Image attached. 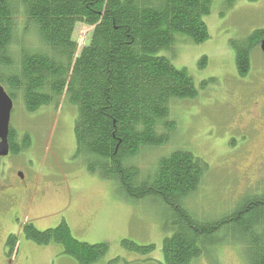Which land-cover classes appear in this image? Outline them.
<instances>
[{
  "label": "trees",
  "instance_id": "16d2710c",
  "mask_svg": "<svg viewBox=\"0 0 264 264\" xmlns=\"http://www.w3.org/2000/svg\"><path fill=\"white\" fill-rule=\"evenodd\" d=\"M214 1L0 0V83L9 87L14 102L22 99L28 113L52 103L59 106L63 97L76 107L77 155L85 158L87 169L112 181L128 199L149 198L167 209L174 233L164 241L166 264H192L224 229L246 240L251 264H264V192L246 197L216 220L200 221L185 203L208 170L204 160L179 148L157 160L147 173L133 161L145 151L170 144L178 126L172 104L198 96L192 77L160 52L176 46V35L195 44L207 41L204 18ZM78 26L91 28L81 49L75 38ZM31 35L38 38L36 43ZM263 39L264 30H256L233 43L240 77L249 74L252 50H261ZM258 108L259 127L264 125V102ZM242 135L249 139V132ZM14 137L20 138V147ZM31 141L11 129L13 152L26 151ZM20 231L40 245H63L64 254L77 264H95L109 250L106 243L75 239L65 220L43 231L28 220ZM6 244L11 257L19 237L10 234ZM122 244L143 255L155 249L130 240Z\"/></svg>",
  "mask_w": 264,
  "mask_h": 264
},
{
  "label": "rangeland",
  "instance_id": "374dc122",
  "mask_svg": "<svg viewBox=\"0 0 264 264\" xmlns=\"http://www.w3.org/2000/svg\"><path fill=\"white\" fill-rule=\"evenodd\" d=\"M204 20L210 33L207 41L195 44L176 35L180 38L176 46L160 52L192 77L198 96L172 104L178 126L170 144L145 151L133 161L147 173L157 160L179 148L204 160L208 170L185 204L198 220L213 221L233 212L246 197L264 192V125L255 122L264 102V57L260 48L253 49L251 70L240 77L233 45L264 30V0H215ZM90 33L89 27H77L79 49L88 43ZM34 39L31 35L32 43L38 41ZM4 87L8 92L9 87ZM61 99L59 106L52 103L35 113L25 110L21 98L14 102L11 126L32 140L16 165L28 163L45 199L30 212H22L15 228H2L9 218L0 222V264H77L59 243L40 245L28 240L20 231L28 220L42 231L65 220L75 239L91 245L106 243L107 255L95 264H166L164 241L174 233L167 209L149 198L128 199L112 181L87 169L85 158L77 155V109L65 97ZM252 127L256 128L253 134ZM242 131L249 132L250 140ZM10 234L19 237L11 257L6 244ZM123 240L155 249L147 255L135 253L123 246ZM249 256L246 240L224 229L192 264H251Z\"/></svg>",
  "mask_w": 264,
  "mask_h": 264
},
{
  "label": "flooded vegetation",
  "instance_id": "af4514ba",
  "mask_svg": "<svg viewBox=\"0 0 264 264\" xmlns=\"http://www.w3.org/2000/svg\"><path fill=\"white\" fill-rule=\"evenodd\" d=\"M11 129L13 130L12 127L10 131ZM8 139L10 153L7 157H0V222L4 224L8 218H13L11 219L12 224L7 226L4 224L2 227L11 229L15 228L17 221L22 218V212H30L32 208L37 207L45 199V191L39 187L38 176L28 166V163L24 167L20 165L17 167L16 161L22 151L13 152L10 134ZM14 142L19 144V147L21 146L20 138L14 137ZM8 160L11 161L8 162Z\"/></svg>",
  "mask_w": 264,
  "mask_h": 264
},
{
  "label": "water",
  "instance_id": "95a60500",
  "mask_svg": "<svg viewBox=\"0 0 264 264\" xmlns=\"http://www.w3.org/2000/svg\"><path fill=\"white\" fill-rule=\"evenodd\" d=\"M261 51L264 55V40L261 44ZM13 107V99L0 83V157H6L10 153L8 138Z\"/></svg>",
  "mask_w": 264,
  "mask_h": 264
},
{
  "label": "bare ground",
  "instance_id": "6f19581e",
  "mask_svg": "<svg viewBox=\"0 0 264 264\" xmlns=\"http://www.w3.org/2000/svg\"><path fill=\"white\" fill-rule=\"evenodd\" d=\"M264 40V39H263ZM263 42V41H262ZM262 44V43H261ZM9 95V94H8ZM10 134V133H9Z\"/></svg>",
  "mask_w": 264,
  "mask_h": 264
}]
</instances>
